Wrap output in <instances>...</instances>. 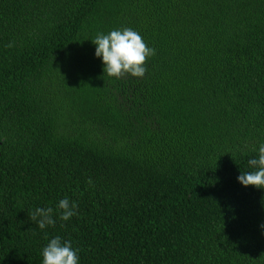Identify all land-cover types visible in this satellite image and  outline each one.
<instances>
[{"label": "trees", "instance_id": "trees-1", "mask_svg": "<svg viewBox=\"0 0 264 264\" xmlns=\"http://www.w3.org/2000/svg\"><path fill=\"white\" fill-rule=\"evenodd\" d=\"M125 27L143 78L95 56ZM261 143L264 0H0V264L57 236L79 264H264V189L237 179Z\"/></svg>", "mask_w": 264, "mask_h": 264}, {"label": "clouds", "instance_id": "clouds-1", "mask_svg": "<svg viewBox=\"0 0 264 264\" xmlns=\"http://www.w3.org/2000/svg\"><path fill=\"white\" fill-rule=\"evenodd\" d=\"M92 43L96 46L95 56L102 58L104 73L116 79L127 76L143 78L148 71L146 59L156 54L155 49L148 47L137 31L127 27L107 34L98 33ZM254 150L258 152L257 157L248 161L254 171L241 172L237 179L244 187L264 189V143ZM57 207L60 210L59 218L63 221L77 215L78 205L68 198L60 200ZM30 219L36 221L41 230L55 224L51 207L36 208L30 214ZM261 227L264 228V225ZM42 256L43 264H79L78 250L73 248L71 241H62L59 236L51 239L42 249Z\"/></svg>", "mask_w": 264, "mask_h": 264}]
</instances>
